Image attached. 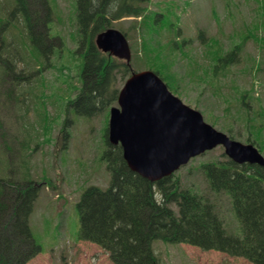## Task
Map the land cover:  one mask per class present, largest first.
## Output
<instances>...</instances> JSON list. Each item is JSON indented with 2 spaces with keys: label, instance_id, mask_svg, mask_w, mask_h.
<instances>
[{
  "label": "rangeland",
  "instance_id": "1",
  "mask_svg": "<svg viewBox=\"0 0 264 264\" xmlns=\"http://www.w3.org/2000/svg\"><path fill=\"white\" fill-rule=\"evenodd\" d=\"M47 1L55 23L48 32V57L41 54L43 66H34L26 40L18 37L11 47H16L13 66L7 59L13 39H0V158L10 161L14 171L26 162L36 187L29 227L42 251L26 264H113L99 245L79 240L77 203L88 187L105 190L110 185L102 154L109 111L119 107L114 101L88 115L73 111L69 103L80 94L84 66L76 2ZM149 6L151 14L144 23L129 17L102 25V30L124 34L132 54L125 75L117 72L124 61L106 59L114 68L109 91L119 92L134 71L157 70L172 94L201 113L207 124L242 144H254L264 157V0H150ZM167 8L173 10V16L164 17L176 27V53L164 48V32L158 35L152 25H159L154 15H163L159 10ZM215 51L219 63L214 68ZM28 92L26 105L19 97L17 108L15 98ZM226 161L222 147H217L192 158L173 175L183 189L205 195L209 187L200 167ZM216 197L215 211L227 233L239 234L230 196ZM152 250L159 264H252L159 240L152 242Z\"/></svg>",
  "mask_w": 264,
  "mask_h": 264
},
{
  "label": "trees",
  "instance_id": "2",
  "mask_svg": "<svg viewBox=\"0 0 264 264\" xmlns=\"http://www.w3.org/2000/svg\"><path fill=\"white\" fill-rule=\"evenodd\" d=\"M75 2L76 21L83 35L79 44L84 46V66L80 94L69 105L76 114L88 115L117 101L118 97L117 89L112 93L109 91L114 68L106 62L110 57L96 49L95 33L105 30L102 28L110 20L111 25L118 19L129 17L144 23L151 8L150 0ZM159 11L164 13L154 15L159 16L160 19L155 21L159 25H152L158 35L164 32L163 36L167 38L164 48L176 53V27L164 17L172 15L173 10ZM53 17L54 9L47 0H0V39L5 35L13 39L9 50L17 42V37L26 40L24 47L28 49L34 66L35 63L43 66L41 54L42 58H47L50 51L48 32L55 23ZM12 50L16 51V47ZM12 50L7 59L14 66ZM215 54L214 68L219 63V53L215 51ZM149 66L154 69L153 65ZM127 71L129 67L123 65L117 72L125 75ZM154 72L161 77L157 70ZM28 94L15 98L17 108L19 102L26 105ZM19 97L22 100L17 102ZM102 160L111 175L110 185L105 190L91 186L82 194L77 203L79 240L99 245L109 253L113 264H159V258L152 250L155 240L186 244L203 251L244 258L252 264H264V168L236 165L229 160L203 164L200 169L209 190L205 195H199L183 189L180 179L174 175L151 183L130 171L120 147H110L107 139ZM13 168L10 161L0 158V264H26L42 251L29 227V216L36 198L31 171L26 162L20 170L14 171ZM14 177L19 178V182ZM224 193L230 196L238 220L239 234L236 235L227 233V225L215 211L216 196L226 195Z\"/></svg>",
  "mask_w": 264,
  "mask_h": 264
},
{
  "label": "water",
  "instance_id": "3",
  "mask_svg": "<svg viewBox=\"0 0 264 264\" xmlns=\"http://www.w3.org/2000/svg\"><path fill=\"white\" fill-rule=\"evenodd\" d=\"M96 48L127 65L131 50L114 29L99 33ZM109 112L108 143L120 146L128 169L151 183L171 177L206 151L218 146L235 164L264 168V158L251 144H242L208 125L202 115L174 96L152 71L133 73Z\"/></svg>",
  "mask_w": 264,
  "mask_h": 264
}]
</instances>
